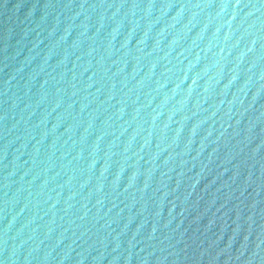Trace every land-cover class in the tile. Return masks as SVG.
<instances>
[{"label":"water","instance_id":"obj_1","mask_svg":"<svg viewBox=\"0 0 264 264\" xmlns=\"http://www.w3.org/2000/svg\"><path fill=\"white\" fill-rule=\"evenodd\" d=\"M0 264H264V0H0Z\"/></svg>","mask_w":264,"mask_h":264}]
</instances>
